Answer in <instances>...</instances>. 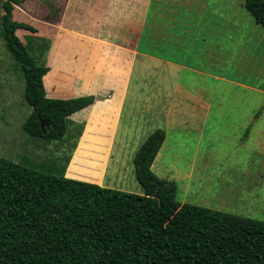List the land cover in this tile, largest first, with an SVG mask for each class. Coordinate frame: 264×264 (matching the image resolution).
Listing matches in <instances>:
<instances>
[{
	"label": "crops",
	"instance_id": "crops-1",
	"mask_svg": "<svg viewBox=\"0 0 264 264\" xmlns=\"http://www.w3.org/2000/svg\"><path fill=\"white\" fill-rule=\"evenodd\" d=\"M210 1L38 0L37 11L27 0L16 7L14 15L26 17L38 30L27 34L37 47L24 33L18 35L33 59L48 69L42 78L46 97L95 99L67 117L68 134L60 140L72 151L67 166L96 164L100 171L94 180L80 181L102 187L113 151L136 152L139 136L147 138L160 124L176 134L195 132L197 147L215 131L210 119H224L238 133L240 145L264 149V124L258 123L263 110L211 109V79L248 87L211 74L196 59L200 52L193 45L200 33L195 29L220 15L211 13ZM200 35L205 45V37L219 34Z\"/></svg>",
	"mask_w": 264,
	"mask_h": 264
},
{
	"label": "trees",
	"instance_id": "trees-1",
	"mask_svg": "<svg viewBox=\"0 0 264 264\" xmlns=\"http://www.w3.org/2000/svg\"><path fill=\"white\" fill-rule=\"evenodd\" d=\"M19 4L0 0V36L24 80L23 129L61 140L67 117L95 99L46 97L48 69L18 35L38 30L14 20ZM244 9L264 29V0H244ZM164 140L154 130L135 152L140 195L67 178L66 166L52 176L0 158V264H264L263 221L180 205L175 186L152 173Z\"/></svg>",
	"mask_w": 264,
	"mask_h": 264
},
{
	"label": "rangeland",
	"instance_id": "rangeland-1",
	"mask_svg": "<svg viewBox=\"0 0 264 264\" xmlns=\"http://www.w3.org/2000/svg\"><path fill=\"white\" fill-rule=\"evenodd\" d=\"M28 1L35 10L41 9L38 0ZM20 2L21 9L27 0ZM210 3L211 13L218 10L219 17L206 19L202 28L195 31L200 34L202 31L205 36L217 31L219 35L217 39L205 37V45L200 34L195 38L193 46L200 52L196 59L202 61L201 66L211 74L248 87L211 79V86L207 88L212 91L211 109L264 112V93L261 92L264 89V29L244 9V0H211ZM2 15L0 10V30ZM14 20L33 25L19 13L14 15ZM23 33L31 46H38L37 41L27 36V31ZM29 114L30 109L24 102L23 77L0 36V158L59 176L72 152L70 145L30 136L23 129ZM258 123L264 124V114ZM210 124L215 131L209 134V140L204 135L197 147L195 132L189 136L184 132L176 134L160 124L166 138L151 167L152 173L175 186L176 202L180 205L209 208L264 222V149L249 143L246 147L240 145L238 133L227 127L224 119H210ZM145 136H139L136 149ZM129 152L130 149L113 151L114 161L110 160L107 166L102 187L140 195L142 189L134 177L132 163L135 150ZM97 168L96 164L73 162L65 168L64 175L92 181L99 176Z\"/></svg>",
	"mask_w": 264,
	"mask_h": 264
}]
</instances>
